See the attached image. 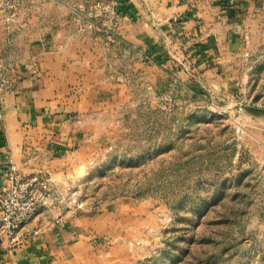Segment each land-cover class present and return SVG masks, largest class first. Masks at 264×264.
<instances>
[{"label": "rangeland", "instance_id": "obj_1", "mask_svg": "<svg viewBox=\"0 0 264 264\" xmlns=\"http://www.w3.org/2000/svg\"><path fill=\"white\" fill-rule=\"evenodd\" d=\"M81 12L71 27L110 49ZM242 49L191 85L136 79L129 101L80 124L91 151L43 173L54 211L94 228L73 264H264V117L244 109L264 110V10Z\"/></svg>", "mask_w": 264, "mask_h": 264}, {"label": "crops", "instance_id": "obj_2", "mask_svg": "<svg viewBox=\"0 0 264 264\" xmlns=\"http://www.w3.org/2000/svg\"><path fill=\"white\" fill-rule=\"evenodd\" d=\"M8 1L0 0V66L10 82L1 97L0 193L12 167L24 176L74 167L91 151L80 124L129 101L136 79L159 91L228 71L264 10V0H111L121 22L104 49L71 27L73 12L101 0H23L11 22ZM91 231L81 219L43 212L19 242L0 238V264H73L90 249Z\"/></svg>", "mask_w": 264, "mask_h": 264}, {"label": "built area", "instance_id": "obj_3", "mask_svg": "<svg viewBox=\"0 0 264 264\" xmlns=\"http://www.w3.org/2000/svg\"><path fill=\"white\" fill-rule=\"evenodd\" d=\"M22 0H9L3 9L9 11L7 22L21 11ZM94 19L103 23V28L89 23L85 30H96L103 34L107 42H114L115 33L121 22V16L111 0H101L92 7ZM103 29V30H102ZM129 56V50L124 52ZM10 82L7 70L0 66V129L3 122L1 97L9 89ZM8 185L0 193V238H6L11 243L20 241L18 235L26 230L43 212L57 210V197L52 190L51 179L43 173L24 176L12 167L7 173ZM62 223V220H60Z\"/></svg>", "mask_w": 264, "mask_h": 264}, {"label": "water", "instance_id": "obj_4", "mask_svg": "<svg viewBox=\"0 0 264 264\" xmlns=\"http://www.w3.org/2000/svg\"><path fill=\"white\" fill-rule=\"evenodd\" d=\"M245 111L254 117H264V110L253 107H245Z\"/></svg>", "mask_w": 264, "mask_h": 264}]
</instances>
